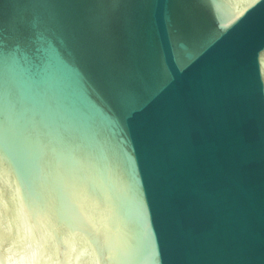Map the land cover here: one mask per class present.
Instances as JSON below:
<instances>
[{
	"label": "water",
	"instance_id": "95a60500",
	"mask_svg": "<svg viewBox=\"0 0 264 264\" xmlns=\"http://www.w3.org/2000/svg\"><path fill=\"white\" fill-rule=\"evenodd\" d=\"M0 264H264V0H0Z\"/></svg>",
	"mask_w": 264,
	"mask_h": 264
}]
</instances>
